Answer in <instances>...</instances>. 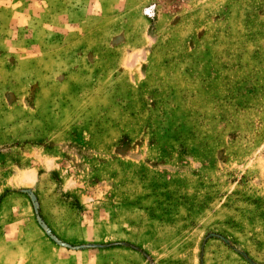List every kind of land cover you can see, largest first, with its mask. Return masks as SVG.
<instances>
[{"label":"rangeland","instance_id":"rangeland-1","mask_svg":"<svg viewBox=\"0 0 264 264\" xmlns=\"http://www.w3.org/2000/svg\"><path fill=\"white\" fill-rule=\"evenodd\" d=\"M0 264H264V0H0Z\"/></svg>","mask_w":264,"mask_h":264}]
</instances>
